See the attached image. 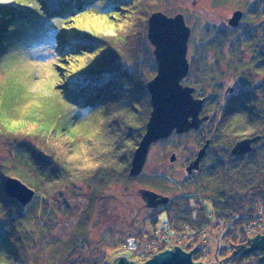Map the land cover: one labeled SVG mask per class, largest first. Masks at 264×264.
Returning <instances> with one entry per match:
<instances>
[{"label": "trees", "instance_id": "obj_1", "mask_svg": "<svg viewBox=\"0 0 264 264\" xmlns=\"http://www.w3.org/2000/svg\"><path fill=\"white\" fill-rule=\"evenodd\" d=\"M32 2L34 10L27 13L0 6V59L8 53L9 41L26 40L24 35L31 34V26L25 18L38 14L42 22L56 28L50 35L56 42L52 47L55 58H65L70 65L73 61L84 64L80 71L70 67L65 84L54 89H60L74 106L105 107L107 117L100 132L95 133L97 142L88 155L82 154L72 135L47 117L32 118L11 134L1 122L4 132L0 149L6 146L7 153L0 152V216L4 215L0 222V264H36L45 259L42 243L56 221L52 205L65 203L69 210L64 193L83 196L78 182L88 185V196L93 201L104 199L103 192L112 184L131 178L128 173L133 153L152 109L147 84L158 71L148 38V19L165 0ZM248 7L243 21L232 28L239 29L236 35L208 23L195 37L192 28L188 50L191 69L183 83L195 85V97L207 99L202 114L210 116L208 137L212 139L207 154L211 161L205 164L204 159L195 175L194 193L182 195L181 200L172 197L163 219L173 228L189 227L199 232L220 223L228 248L249 244L247 229L264 226V78L255 81L256 77H264V0ZM86 12L114 17L115 33L106 36L91 32L84 41L73 39L79 25L76 18ZM259 17L263 22L255 24ZM213 49L216 55L211 62L208 56ZM223 61H227V72L231 69L233 75L240 74L237 94L226 95L220 84L223 81L216 82L219 76L224 78L220 65ZM75 76H82V80L74 83L71 79ZM220 98H224L223 103ZM210 105L215 108L213 113L206 111ZM257 136L249 152L232 153L235 142ZM8 177H18L36 190L26 208L5 194L2 183ZM151 221L157 225L159 216L155 213ZM193 239L185 250L196 248L193 259L203 262V247ZM123 242L110 229L96 243L73 235L60 246L66 254L60 264H109L106 248ZM263 254L261 250L244 254L242 249L227 263L264 264Z\"/></svg>", "mask_w": 264, "mask_h": 264}, {"label": "rangeland", "instance_id": "obj_2", "mask_svg": "<svg viewBox=\"0 0 264 264\" xmlns=\"http://www.w3.org/2000/svg\"><path fill=\"white\" fill-rule=\"evenodd\" d=\"M256 1L165 0V2H162L160 10L168 15L182 12L185 17L188 16L186 22L191 28L195 29V37H199L201 27L208 23L226 28L228 34L233 33V35H236V31L239 29L233 30L228 25V18L236 10H242L245 14V11L249 8L248 6ZM0 6H9L21 13L34 10L32 0H0ZM261 19L262 17H259L255 24L262 23ZM25 20H28L27 25L31 26V34L26 33L24 35L26 40L9 41L6 47L8 53L0 59V80L6 79L13 72H16L18 73L17 79L20 81L19 88L13 83L6 85L11 92L9 107L17 106V101L20 102L19 106L23 105L24 101L21 98L20 90L24 88L33 94L43 92L44 100L38 101L42 106L35 112H29L28 120L47 117L53 123L57 122L58 127L65 129L67 134L72 135L74 131L79 132L74 138L76 145L82 148L83 155H88L97 142L94 135L97 134L98 130L100 132L101 127L104 125H102V121L106 122L107 116L103 112L107 109L105 107L85 109L74 106L67 101V96H64L60 89H54L56 86L60 88L65 84V77L69 74L70 67H76L75 70L79 69L80 71L83 69L84 64L73 61L70 65L65 58H62L61 61L55 58L52 47L56 45V42L50 35L56 28L53 27L52 23L42 22L43 20L38 14L25 18ZM76 20L79 25L76 26L73 39L84 41L91 32L99 35L105 34L106 36L113 35V32L107 29L114 26L115 18L112 19L107 13L101 15L86 12L77 17ZM94 25L96 27L95 31L93 30ZM38 27H41V29ZM63 32L62 34H64ZM261 38L263 39V37ZM215 55V49L209 51V60L213 61ZM56 57L60 58L59 55ZM220 65L224 78L219 76L216 82L226 80L233 83L234 78H236V85L239 81L241 82L240 75H237L236 72L235 75L231 74V69L227 72V61H223ZM263 78V76L256 77L255 81H261ZM71 80L74 83L81 81L82 76H75ZM238 86L240 88L241 84L239 83ZM220 99V102L223 103L224 99ZM214 109L213 105H210L206 111L213 113ZM10 118L16 119L17 117L10 116ZM0 124L2 123L0 122ZM206 126L209 127L208 124ZM3 132L0 129L1 139ZM6 132L11 134L10 131ZM202 133L203 130L199 132L191 131L186 134L173 135L168 140L152 144L144 172L137 177H131L112 184L103 192L102 198L104 199L90 200L88 194L91 189L83 182H78L83 196L74 195L70 191L65 192L64 197L66 202L69 203L70 209L65 208V203L52 205L55 209V225L46 241L42 243L45 259L43 258L36 264H60L66 255L63 248L60 249V246L64 245L67 239L74 235L78 239H88L96 243L101 238V234L109 229L116 237L122 238L124 241L118 247L106 248L108 253L106 262L109 264H112L115 258L119 256H125L137 263H142L167 247L171 249L177 245L184 249L189 248L188 244L192 242L193 238L197 239V245L203 247L204 256L201 260L204 264H220L219 260L222 261L221 264H230L227 261L233 256L231 254L234 250H237V247H227L228 244L221 236L222 230L220 229L222 227H220V223L204 227L200 232L198 229L190 231L189 227L173 228L166 220H163L165 216L162 215L156 225L151 221L154 218L155 211L146 206L141 196L140 189L144 187H159L161 192L172 196L175 200L180 199L182 195L194 193V187L188 184L186 165L196 155L202 139L204 140L205 135ZM0 152L6 154V146H2ZM173 152L177 153V159L171 162L170 156ZM210 161L207 158L205 164ZM158 174L164 177L168 175L172 178V181L160 180L156 177ZM183 204L180 202L181 207H183ZM86 218H88V221L85 222L84 219ZM3 219L4 215H1L0 222ZM166 223L171 228L168 232ZM172 229L175 230L174 233ZM259 232L264 233V226L247 229V235L250 238L258 235ZM262 252L264 253V251ZM227 256L231 257L226 258Z\"/></svg>", "mask_w": 264, "mask_h": 264}, {"label": "water", "instance_id": "obj_3", "mask_svg": "<svg viewBox=\"0 0 264 264\" xmlns=\"http://www.w3.org/2000/svg\"><path fill=\"white\" fill-rule=\"evenodd\" d=\"M242 10H236L228 19L231 27L238 26L243 17ZM192 28L186 22L182 12L175 15L158 10L153 12L148 19V38L154 46V55L157 63V74L148 82L147 87L151 96V113L146 124V131L136 147L128 176L136 177L143 171L152 144L170 137L174 132L182 134L191 129H197L202 123L200 112L204 100L195 98L194 88L185 86L182 80L189 73V40ZM259 136L245 138L238 141L232 149L233 154H244L251 150L252 143ZM209 141L199 150L196 158L187 166L188 173L199 169L200 162L206 153ZM176 159V153H172L170 160ZM3 189L9 197L19 201L23 208L34 199L36 190L18 177L4 179ZM141 194L147 207L153 208L167 204L170 197L159 194L151 189H141ZM250 245L236 246L231 256L243 249L244 254L256 250L264 251V233H260L249 239ZM195 249V248H194ZM190 251L175 245L154 254L153 257L142 263H137L125 256L115 258L112 264H204L195 262ZM231 256H227L229 258ZM225 259V258H223ZM264 260V254L261 256ZM221 264V260H219Z\"/></svg>", "mask_w": 264, "mask_h": 264}, {"label": "snow or ice", "instance_id": "obj_4", "mask_svg": "<svg viewBox=\"0 0 264 264\" xmlns=\"http://www.w3.org/2000/svg\"><path fill=\"white\" fill-rule=\"evenodd\" d=\"M107 19L106 17L104 18ZM123 27V25H120ZM93 30H96L95 25ZM107 30L115 33V26H111ZM18 73L13 72L11 76L6 79L0 80V122L3 123L4 127L12 132H17L21 130L24 124L28 121V113L35 112L42 104L38 101H43L44 96L43 92L39 94H33L29 92L26 88L20 90L21 98L24 101L22 106H19L20 102L17 101V106L10 108L9 107V97L11 92L7 89L6 85L13 83L17 88H19L20 81L17 79ZM39 87V85H38ZM23 113V115H21ZM10 116L17 117L16 119H11ZM79 132L74 131L70 138L74 139L75 135H78Z\"/></svg>", "mask_w": 264, "mask_h": 264}, {"label": "flooded vegetation", "instance_id": "obj_5", "mask_svg": "<svg viewBox=\"0 0 264 264\" xmlns=\"http://www.w3.org/2000/svg\"><path fill=\"white\" fill-rule=\"evenodd\" d=\"M243 16H244V14H243ZM230 18V17H229ZM228 18V19H229ZM243 18V17H242ZM241 21V20H240ZM227 22H228V20H227ZM240 23V22H239ZM229 25V24H228ZM230 26V25H229ZM231 27V26H230ZM231 28H234V27H231ZM188 60H189V58H188ZM215 60V59H214ZM213 60V61H214ZM212 62V61H211ZM189 64H190V61H189ZM190 69H191V66H190V68H189V73H190ZM189 73H188V75H187V77L189 76ZM231 74H233V72H231ZM236 74V73H235ZM237 75H240L238 72H237ZM186 77V78H187ZM185 79V78H184ZM183 79V80H184ZM183 80H182V83H183ZM219 81V80H218ZM218 81H217V83H218ZM219 83H220V81H219ZM218 83V84H219ZM240 83V81L238 82V84ZM221 84V86H222V89H223V91H224V93L226 94V95H228V94H237V92L239 91V86H238V84L236 85V78H234V81H233V83L232 82H227L226 80L225 81H223V82H221L220 83ZM183 85H185V86H190V87H193L194 88V92L196 91V86L195 85H190V84H185V83H183ZM237 87H238V89H237ZM194 94V93H193ZM195 96V95H194ZM195 98H198V97H195ZM198 99H203L204 100V103H203V107H202V110H201V112H200V118H205V119H203V121H202V123L200 124V126L197 128V129H191V130H189L188 132H193V131H196V132H199V131H202L203 130V133L202 134H204L205 135V137H204V140L201 142V145L199 146V149H198V151L196 152V155L188 162V164L186 165V171H187V166L190 164V162L191 161H193L195 158H196V156H197V154H198V152H199V150L205 145V143L207 142V141H209V145H208V147H207V149H206V153H205V155H204V157L202 158V160H201V162H200V167H199V169H194L191 173H188V171H187V179H188V184L190 185V186H192V187H194V185L192 184V183H194L195 182V180L197 179L196 178V174H197V172L198 171H200L201 169H202V164H203V161H204V159H207L208 158V156H209V154H207L208 153V149H209V147H210V145H211V139L212 138H210V137H208V134H209V129H210V127H207L206 126V124H208L207 122H208V120L210 119V116L209 115H207V116H205V115H203L202 114V112H203V109L205 108V105H206V103H208L207 102V99H205V98H198ZM222 99H224V98H222ZM209 125V124H208ZM210 126V125H209ZM175 133V132H174ZM173 133V134H174ZM172 134V135H173ZM171 135V136H172ZM170 136V137H171ZM245 139V138H244ZM242 140V139H241ZM240 141V140H239ZM238 142V141H237ZM237 142H235V144L237 143ZM254 143V142H253ZM253 143H252V146H253ZM235 144H234V146H235ZM233 146V147H234ZM233 149V148H232ZM175 153V152H174ZM148 156H149V154H148ZM147 159H148V157H147ZM176 159H177V153H176ZM176 159L174 160V161H176ZM174 161H171V162H174ZM146 163H147V161H146ZM145 163V164H146ZM145 167V166H144ZM144 172V168H143V171H142V173ZM141 173V174H142ZM140 174V175H141ZM139 176V175H138ZM137 177V176H136ZM156 177L158 178V179H160V180H163V181H168V182H170V181H172V178L170 177V176H162L161 174H158V175H156ZM159 186V185H158ZM141 189H151V190H153V191H155V192H157V193H159V194H162V195H166V196H169L170 197V200H171V198H172V196H170V195H168V194H166V193H163V192H161V190H159L160 188L159 187H152V188H150V187H144V188H141ZM140 189V190H141ZM141 196H142V194H141ZM143 197V196H142ZM144 199V198H143ZM145 201V200H144ZM170 202V201H169ZM168 202V203H169ZM146 203V202H145ZM167 203V204H168ZM147 206V205H146ZM166 204H162V205H158L157 207H153V208H150V207H148L149 209H153V211H155V213L159 216V220L161 219V216L162 215H164V216H166ZM247 245H250V243L249 244H247ZM235 249V248H234ZM242 250V249H241ZM241 250H239V251H241ZM234 254H237V253H234Z\"/></svg>", "mask_w": 264, "mask_h": 264}, {"label": "built area", "instance_id": "obj_6", "mask_svg": "<svg viewBox=\"0 0 264 264\" xmlns=\"http://www.w3.org/2000/svg\"><path fill=\"white\" fill-rule=\"evenodd\" d=\"M166 224H167V223H166ZM167 229H168L167 232L170 231L169 229H171L170 226H169V224H167ZM172 230H173V229H172ZM174 231H175V230H173V233H174ZM176 232H177V231H176Z\"/></svg>", "mask_w": 264, "mask_h": 264}, {"label": "clouds", "instance_id": "obj_7", "mask_svg": "<svg viewBox=\"0 0 264 264\" xmlns=\"http://www.w3.org/2000/svg\"><path fill=\"white\" fill-rule=\"evenodd\" d=\"M37 87H38V85H37Z\"/></svg>", "mask_w": 264, "mask_h": 264}]
</instances>
